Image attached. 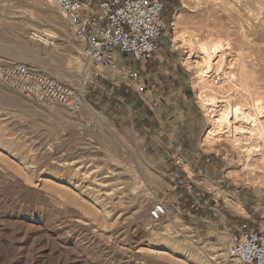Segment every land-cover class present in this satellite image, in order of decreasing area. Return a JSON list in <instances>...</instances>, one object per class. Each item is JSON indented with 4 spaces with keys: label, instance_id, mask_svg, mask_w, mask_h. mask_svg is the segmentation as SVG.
<instances>
[{
    "label": "rangeland",
    "instance_id": "rangeland-1",
    "mask_svg": "<svg viewBox=\"0 0 264 264\" xmlns=\"http://www.w3.org/2000/svg\"><path fill=\"white\" fill-rule=\"evenodd\" d=\"M163 1L173 25L163 39L176 49L165 54L181 77L175 84L182 82L189 105L187 117L164 125L163 143L187 150V156L177 158L181 168L190 171L193 156L203 160L196 167L202 179L200 204L211 198L213 183L226 192L213 193L218 199L196 209L200 219L180 216L179 201L170 200L182 193L172 190L170 177L178 166L164 172L155 165L141 123L127 117L137 95L113 87L116 73L88 62L86 43L53 0H0V67L26 64L74 88L82 86L87 102L78 112L42 105L0 79V264H230L225 254L230 232L219 218L259 221L250 208L251 203L264 206L259 204L264 198L261 157L252 155L249 172L242 168L245 156L228 140L207 143L210 122L198 95L200 81L187 60L190 49L176 40L185 37L194 56L199 44L229 43V70L237 73L243 64L250 89L261 97L264 0ZM48 38L56 47L47 45ZM114 56L130 63L123 55ZM218 90L235 100L241 93L234 96L229 83ZM157 202L168 211L156 223L149 211ZM214 202L221 215L204 216ZM173 228L174 235H168Z\"/></svg>",
    "mask_w": 264,
    "mask_h": 264
},
{
    "label": "built area",
    "instance_id": "built-area-1",
    "mask_svg": "<svg viewBox=\"0 0 264 264\" xmlns=\"http://www.w3.org/2000/svg\"><path fill=\"white\" fill-rule=\"evenodd\" d=\"M53 2L75 35L86 43L88 62L116 73L113 87L125 92L133 91L138 96L143 94L145 85L138 69L128 67L127 61L121 62L114 55L127 57L130 65L135 66L159 60V39L173 27L165 15L167 3L163 0H99L92 8L82 0ZM47 45L53 47L54 40L48 38ZM163 47L168 54L176 51L171 42ZM0 79L42 105H59L67 111L78 112L87 104L86 91L82 86L74 88L26 64L0 67ZM170 177L172 190H183L191 200V208L205 209L203 204L218 199L211 194V199L200 204L203 201L201 190H195L191 183L187 184L176 171H172ZM261 202L264 203V198L259 204ZM251 208L257 213L264 206L251 204ZM220 209H215L216 213H220ZM167 211L164 203L157 202L149 211V219L157 223L167 216ZM246 221L240 222L234 229L229 226L226 257L230 264H264V222ZM174 232V228L169 229L167 234L172 236Z\"/></svg>",
    "mask_w": 264,
    "mask_h": 264
},
{
    "label": "bare ground",
    "instance_id": "bare-ground-1",
    "mask_svg": "<svg viewBox=\"0 0 264 264\" xmlns=\"http://www.w3.org/2000/svg\"><path fill=\"white\" fill-rule=\"evenodd\" d=\"M186 40L187 39H185V37L181 35L176 41L182 42L181 46L183 45L184 47L186 46L190 49L187 60H190L191 65L194 69V73L197 75L200 81V92L198 95H200L199 98L201 100V104L205 109V112H207V120L210 122V129L207 133V143L211 145L213 142L219 140L220 138L228 140L231 144L230 146L233 149L243 153V155L245 156V161L242 164L243 170L252 172V169L250 168L252 167V165L249 166V162L253 154L259 153L261 157L260 162L264 165V152L262 151L264 150V95H262L261 97H256V95L253 94V91L251 90L252 88L250 89L249 87L250 78H248L249 76H247V71L245 70V66L243 64H241V67L239 68V71L237 70V73L232 72L233 70H229L232 66L233 61L231 60V58L233 57V52H230L231 48L229 43L216 42L213 44L209 43L205 45L199 44L196 51L197 55L194 56L195 52L191 54L192 46L190 45V43H188V40ZM226 83H229V85L231 84L234 87V96H238L239 92H241L240 95L242 96V100H237L240 95L236 100L233 99V94H231L232 96L228 94L226 96L225 94L223 96L221 95V92H219L218 89ZM1 150L5 153L7 152L9 156L16 157L9 148L1 147ZM1 160L9 168L10 164L12 165V163H10V161H8L5 156L4 158L1 157ZM86 205L89 206V204ZM33 219L36 218L33 217ZM79 221L80 220L76 222ZM90 224L91 223H89V225ZM94 238H96V236ZM52 245L55 246V243Z\"/></svg>",
    "mask_w": 264,
    "mask_h": 264
},
{
    "label": "crops",
    "instance_id": "crops-1",
    "mask_svg": "<svg viewBox=\"0 0 264 264\" xmlns=\"http://www.w3.org/2000/svg\"><path fill=\"white\" fill-rule=\"evenodd\" d=\"M82 1L93 8L99 0ZM159 42L161 47H163V45L166 43V40L163 39L162 36L159 39ZM165 53V51L161 52L160 60H157V62H148L138 66L130 65V63L127 64L130 68L138 69L141 76V81L145 85V92L139 96L137 95L135 101L131 103L127 117L131 119L132 122L136 121L141 123V133H144L145 138L149 137V141L151 143L150 159L155 163V165L160 166L161 170L164 172L171 169L174 165L178 166L177 168L173 169L176 172L181 171V177L184 179V181L187 184L191 183L194 189L199 191V189H201L200 185L202 184V179H199L201 177H199V175L196 173V167L197 165L202 164L203 160L198 156H193L190 161V167H192L191 170L189 171L185 168H181L179 162H177V158L179 156H187V150L185 151L181 149V146L170 149L168 146H166V143H163V134H165L164 125H167L170 122L179 121V117L185 118L189 114L187 98L188 92L185 91L184 86L181 84L182 82H176L175 84V81L181 77L175 69V65H171L169 63V58ZM119 60L121 62L127 61L124 59L121 60L120 57ZM163 62L168 64V68L166 66H162ZM162 67L165 70H163V72L161 71ZM169 68L171 69L170 71L167 70ZM175 72L177 74H175ZM138 117H141V121L138 120ZM147 134L149 136H147ZM163 147H165L167 151H164ZM204 161L208 163L209 158H206ZM213 184L214 187L209 193L215 194L219 191L220 193L226 192L225 190L221 192L216 183ZM172 197L173 198H170V200L173 202V204L179 201L177 212L180 216L189 215L194 218H201L202 214L195 208V210L191 208V201H189L187 194L183 190L182 193L177 192L172 194ZM210 205L211 206L207 208L208 213H204V216L217 217L221 215V213H216L214 208L216 207L215 203ZM250 210L253 212L252 215L256 216V218H259V220H263L264 208L261 209V212L257 213L254 212L252 208H250ZM229 215L232 217L233 214ZM245 218L250 219L249 216H246ZM219 221L224 224L227 231L230 225H232L234 229V227H236L234 224H239L237 223L238 220L232 222L231 220L229 221L226 215H223L222 219L219 218ZM229 232L230 231H228V233Z\"/></svg>",
    "mask_w": 264,
    "mask_h": 264
}]
</instances>
